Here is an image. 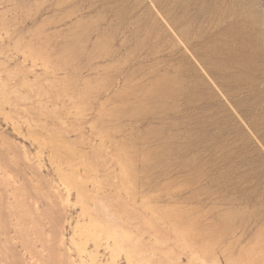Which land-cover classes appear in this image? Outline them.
I'll return each mask as SVG.
<instances>
[{"label": "rangeland", "instance_id": "rangeland-1", "mask_svg": "<svg viewBox=\"0 0 264 264\" xmlns=\"http://www.w3.org/2000/svg\"><path fill=\"white\" fill-rule=\"evenodd\" d=\"M0 264H264V0H0Z\"/></svg>", "mask_w": 264, "mask_h": 264}, {"label": "bare ground", "instance_id": "bare-ground-1", "mask_svg": "<svg viewBox=\"0 0 264 264\" xmlns=\"http://www.w3.org/2000/svg\"><path fill=\"white\" fill-rule=\"evenodd\" d=\"M249 62H250V60H249Z\"/></svg>", "mask_w": 264, "mask_h": 264}]
</instances>
